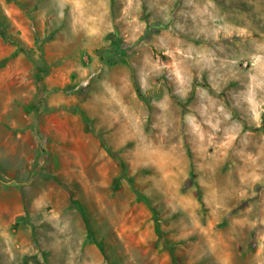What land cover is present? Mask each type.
<instances>
[{"label":"rangeland","instance_id":"374dc122","mask_svg":"<svg viewBox=\"0 0 264 264\" xmlns=\"http://www.w3.org/2000/svg\"><path fill=\"white\" fill-rule=\"evenodd\" d=\"M0 22V264H264V0H0Z\"/></svg>","mask_w":264,"mask_h":264},{"label":"trees","instance_id":"16d2710c","mask_svg":"<svg viewBox=\"0 0 264 264\" xmlns=\"http://www.w3.org/2000/svg\"><path fill=\"white\" fill-rule=\"evenodd\" d=\"M157 25H158L157 23L150 24L147 27L145 34H149L151 32L152 27L153 26H157ZM0 34H1V36L3 38H6V36H7L5 31H4V27H3L1 22H0ZM145 34H144V36H145ZM108 39L110 40V43H109L108 47H102L100 50L108 48L110 50V52L115 55V57H116V59L118 61H120V62H122L124 64H127V65H130V61H129V57L128 56H129V53L131 52V50L134 48L135 43H129V42L123 41L122 39H119L117 36H115L114 33H110L108 35ZM13 42L14 43L16 42L15 44H16L17 48L12 53V55H15L20 50H24L27 54L30 55L31 52L29 50L25 49L24 47H22V45L20 43H18L17 41H13ZM136 91L138 92V94L140 93V89H139L138 86H136ZM80 113L83 116V118L85 119L86 116L84 115L82 110H80ZM103 146H104V148H106V150L110 151V149L107 147V145L105 143H103ZM117 159H118V157H117ZM118 160L120 161V159H118ZM120 163L123 164L122 161H120ZM133 190L136 193L138 198L147 201L146 197L144 195H142L138 191V189H136L134 186H133ZM72 202L75 203V200H72ZM151 210L155 214V209L151 207ZM154 230H155L156 234L163 240V242L167 243V240L164 237V232L161 229L160 224H159L158 221L155 222Z\"/></svg>","mask_w":264,"mask_h":264}]
</instances>
